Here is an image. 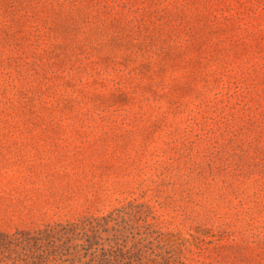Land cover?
Returning a JSON list of instances; mask_svg holds the SVG:
<instances>
[{"label":"rangeland","instance_id":"obj_1","mask_svg":"<svg viewBox=\"0 0 264 264\" xmlns=\"http://www.w3.org/2000/svg\"><path fill=\"white\" fill-rule=\"evenodd\" d=\"M0 264H264V0H0Z\"/></svg>","mask_w":264,"mask_h":264}]
</instances>
